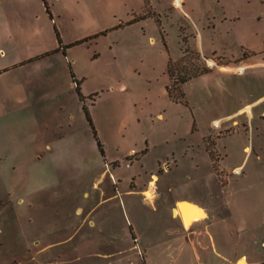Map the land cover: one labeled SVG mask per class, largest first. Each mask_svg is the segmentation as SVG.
Listing matches in <instances>:
<instances>
[{"label":"rangeland","instance_id":"374dc122","mask_svg":"<svg viewBox=\"0 0 264 264\" xmlns=\"http://www.w3.org/2000/svg\"><path fill=\"white\" fill-rule=\"evenodd\" d=\"M133 231L132 264H264V0H0V264H104Z\"/></svg>","mask_w":264,"mask_h":264},{"label":"crops","instance_id":"0c3cea01","mask_svg":"<svg viewBox=\"0 0 264 264\" xmlns=\"http://www.w3.org/2000/svg\"><path fill=\"white\" fill-rule=\"evenodd\" d=\"M153 176H155V175H153ZM179 202H180V199L177 201V204H174L171 207V212L173 215L176 216L175 218L178 219L179 222L181 223L182 231L184 233H186V234L188 233L190 235L191 242H192L193 246H195V241L200 240L199 235L206 234L207 229L205 228L204 225H202V223L207 219V213H206L205 209L202 206H200L199 204H196L192 201H188L190 204H193V205L199 207L203 211L204 215H203V217H199L198 215H192L189 212L185 211L184 214H187L188 216H194L192 218L189 217V219L191 220V223L188 226H185L184 222H183L184 217L182 214H180V210L178 209V206H177V205H179ZM179 208H180V205H179ZM176 209L178 210L177 213H175ZM78 210L80 212H82L80 209H78ZM82 221H84V223L87 226H89V228H94L96 226H102V221H97L96 218L92 217L91 210H87ZM126 223H128V222H126ZM129 227L132 228V225H129ZM203 229H205L206 231L202 232ZM133 234H135L134 231L131 234V239L133 241H131L130 238H125L126 240L124 239V244L122 246L117 245L114 250L98 251L96 253H92V255L97 254L98 257L101 256L105 259L106 258L107 259H110V258L115 259V261L114 260L108 261L107 263H106V261H107V259H106L104 264H113V263H116V264H132V263H135V255L137 253L138 240H137V237L134 236ZM132 236H133V238H132ZM235 259L237 260V262L239 260H243V262L241 264H261L259 260H254V259L249 260L247 258V255H245V254H241L240 256L236 257ZM197 260L199 261V264H213L211 262L204 263L203 261H201V259H197ZM236 260H235V263H233L230 260H228V261L225 260V264H237Z\"/></svg>","mask_w":264,"mask_h":264},{"label":"trees","instance_id":"16d2710c","mask_svg":"<svg viewBox=\"0 0 264 264\" xmlns=\"http://www.w3.org/2000/svg\"><path fill=\"white\" fill-rule=\"evenodd\" d=\"M45 4V0H42ZM192 68H189L187 72L183 73V74H179V70L177 71L176 68H174L172 65H170L168 67V73L170 75V78L172 80V83L175 85H179L182 84L184 82H186L187 80H189L192 77H195L197 75H199L200 72L196 71V70H191ZM74 76L72 75V78ZM87 120L90 123L89 118L87 117ZM91 124V123H90Z\"/></svg>","mask_w":264,"mask_h":264},{"label":"bare ground","instance_id":"6f19581e","mask_svg":"<svg viewBox=\"0 0 264 264\" xmlns=\"http://www.w3.org/2000/svg\"><path fill=\"white\" fill-rule=\"evenodd\" d=\"M179 205H177L178 209H179ZM181 208L183 209L184 212L187 211V212H189L192 215H198L199 217L203 215V212H202V210L199 207H197V206H195L193 204H190L189 202L188 203H182L181 204ZM177 211L178 210L176 209L175 213H177ZM184 220H183V222H184L185 226H188L191 223V220L189 218H186Z\"/></svg>","mask_w":264,"mask_h":264},{"label":"water","instance_id":"95a60500","mask_svg":"<svg viewBox=\"0 0 264 264\" xmlns=\"http://www.w3.org/2000/svg\"><path fill=\"white\" fill-rule=\"evenodd\" d=\"M182 203H188V201H186V200H181V201L179 202V204H180V208H179V210H180V214L183 215L184 219L189 218L190 216H188L187 214H184V211H183V209L181 208V204H182ZM241 262H243V260H239V261L237 262V264H241Z\"/></svg>","mask_w":264,"mask_h":264},{"label":"built area","instance_id":"2783aa9c","mask_svg":"<svg viewBox=\"0 0 264 264\" xmlns=\"http://www.w3.org/2000/svg\"><path fill=\"white\" fill-rule=\"evenodd\" d=\"M211 63H212V62H210V63H209V65H211ZM240 69H241L240 67H239V68H237V71H240Z\"/></svg>","mask_w":264,"mask_h":264}]
</instances>
